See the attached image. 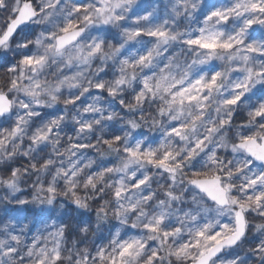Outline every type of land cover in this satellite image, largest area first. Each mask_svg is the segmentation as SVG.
Segmentation results:
<instances>
[{"label": "clouds", "instance_id": "obj_1", "mask_svg": "<svg viewBox=\"0 0 264 264\" xmlns=\"http://www.w3.org/2000/svg\"><path fill=\"white\" fill-rule=\"evenodd\" d=\"M0 264H264V0H0Z\"/></svg>", "mask_w": 264, "mask_h": 264}]
</instances>
